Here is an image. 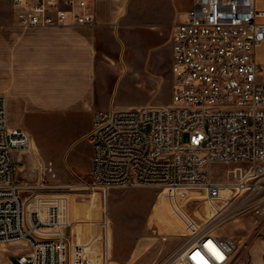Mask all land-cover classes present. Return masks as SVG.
Listing matches in <instances>:
<instances>
[{
    "label": "built area",
    "instance_id": "built-area-1",
    "mask_svg": "<svg viewBox=\"0 0 264 264\" xmlns=\"http://www.w3.org/2000/svg\"><path fill=\"white\" fill-rule=\"evenodd\" d=\"M12 6L24 29L97 24L90 0H12ZM262 16L255 0H194L173 29L171 102L93 113L87 188L106 197L118 187H163L182 199L191 193L213 204L225 199L227 206L253 188L264 175L263 65L256 60L264 43ZM34 143L30 132L10 124L7 98L0 93V250L26 246L11 264H111L105 212L87 221L83 240L68 235L69 198L44 176H55L51 162L36 159L37 182L20 180L16 154L33 152ZM214 162L237 164L232 178L215 180ZM254 212L262 213L260 207ZM236 249L232 236L201 228L168 262L228 264Z\"/></svg>",
    "mask_w": 264,
    "mask_h": 264
},
{
    "label": "crops",
    "instance_id": "crops-1",
    "mask_svg": "<svg viewBox=\"0 0 264 264\" xmlns=\"http://www.w3.org/2000/svg\"><path fill=\"white\" fill-rule=\"evenodd\" d=\"M1 1L0 93L7 98L11 125L21 127L17 118L26 123L38 116L66 117L85 110L93 118L96 110L113 108L115 87L124 79L145 88L143 103H152L167 86V74H172L174 26L194 0H90L96 25L34 29L19 27L12 0ZM255 3L264 11V0ZM259 21L264 22V16ZM256 60L263 65L259 80L264 82V43L256 50ZM229 193L222 191L224 196ZM226 204L206 201L207 214ZM86 228L72 225L67 233L79 242ZM160 241L147 243L125 263L111 260V264H170L169 257L183 243ZM236 243L228 264H264L263 236ZM98 248L97 243L90 255Z\"/></svg>",
    "mask_w": 264,
    "mask_h": 264
},
{
    "label": "rangeland",
    "instance_id": "rangeland-1",
    "mask_svg": "<svg viewBox=\"0 0 264 264\" xmlns=\"http://www.w3.org/2000/svg\"><path fill=\"white\" fill-rule=\"evenodd\" d=\"M1 2L6 3L7 0ZM166 85L150 104L171 102V73L167 74ZM141 89L130 79L120 81L114 90L113 108L147 104L143 103L145 88ZM15 115L13 111L10 116L14 119ZM15 121L20 128L31 133L36 144L33 152L18 151L16 154L20 180L25 184L37 182L40 175L36 159L51 162L55 176L50 173L44 176L51 184L60 186L68 196L73 225L83 226L90 218H100L104 212L107 214L111 226L112 262L125 263L147 243L161 242V236L168 237L165 242L181 245L201 228L228 234L236 242H251L256 234L264 237V175L253 188L239 193L231 204L214 210L211 216L205 208L207 200L200 193H191L190 198L182 199L169 188L118 187L104 197L87 188L92 180V145L87 138L92 125L91 111L71 113L66 117L38 116L26 123L20 118ZM187 137L185 135V139ZM236 166L214 162L211 165L212 176L217 181H225L232 178V170ZM222 204H225V199L218 202V205ZM254 207H260L262 213L256 214ZM24 249L26 246L22 244L4 247L0 250V258L4 264H9L15 261L14 254Z\"/></svg>",
    "mask_w": 264,
    "mask_h": 264
},
{
    "label": "bare ground",
    "instance_id": "bare-ground-1",
    "mask_svg": "<svg viewBox=\"0 0 264 264\" xmlns=\"http://www.w3.org/2000/svg\"><path fill=\"white\" fill-rule=\"evenodd\" d=\"M35 144V143H34ZM35 146H36V144H35Z\"/></svg>",
    "mask_w": 264,
    "mask_h": 264
}]
</instances>
